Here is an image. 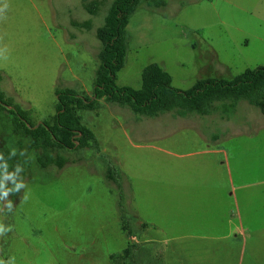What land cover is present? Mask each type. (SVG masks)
<instances>
[{
  "label": "rangeland",
  "instance_id": "374dc122",
  "mask_svg": "<svg viewBox=\"0 0 264 264\" xmlns=\"http://www.w3.org/2000/svg\"><path fill=\"white\" fill-rule=\"evenodd\" d=\"M88 1L99 3L97 15L87 12L83 0H0V7L10 5L0 20V90L34 123L56 115L57 89L92 95L102 49L96 32L115 0ZM142 1L127 26L130 41L125 67L117 75L119 87L140 89L142 71L150 64L168 72L181 91L199 79L232 80L247 69L264 68V0ZM155 1L165 5L157 7ZM246 103L230 121L240 137L214 143L212 135L224 136L219 115L146 117L103 99L99 110L82 113L100 149L62 152L68 159L62 170L39 168L30 138L15 132L12 114L4 113L0 149L19 155L18 163L7 168L0 161V259L14 257L15 264H200L206 190L188 188L194 198L181 197L172 218L164 169H220L222 154L206 152L224 147L230 152L225 169H264V142L249 141L248 131L239 127L246 120L247 129L262 127L264 115ZM9 137L21 142V151L6 142ZM110 168L116 179L121 169H131L129 190L121 179L107 178ZM154 177L161 181L151 189L158 183ZM20 182L25 187L17 195ZM137 207L165 234L155 236L153 225L135 218L129 225L127 218ZM242 208L247 216V199ZM189 251L196 262L189 260ZM210 258L227 264L219 254ZM233 264H264V239H248Z\"/></svg>",
  "mask_w": 264,
  "mask_h": 264
},
{
  "label": "trees",
  "instance_id": "16d2710c",
  "mask_svg": "<svg viewBox=\"0 0 264 264\" xmlns=\"http://www.w3.org/2000/svg\"><path fill=\"white\" fill-rule=\"evenodd\" d=\"M83 1L90 15L98 14L97 1ZM142 3V0H115L104 25L97 30L96 36L102 49L91 96L73 89H57L56 115L41 123H34L26 111L13 106L0 90V124L7 118L4 113L12 114L15 132L30 138V148L36 153L39 168L55 167L62 170L68 163L62 152L100 149L94 132L83 124L82 113L99 110L103 99L130 107L135 114L146 117L174 112L180 118L219 115L222 120H231L241 102H247L264 115L263 67L247 69L232 80L199 79L192 88L181 91L173 87V79L168 72L158 64H150L142 71L140 89L119 87L117 75L125 67L130 41L127 26ZM164 5L163 1H155L157 7ZM9 107L12 109L8 110ZM9 141L22 150L20 141L14 142L11 137L6 140ZM0 153L2 166L7 168L11 163H18L19 154L10 156V150L5 147L0 149ZM20 165L23 166V163ZM114 170L110 168L106 176L111 182L120 183L122 173L116 179ZM128 255L129 252L126 253Z\"/></svg>",
  "mask_w": 264,
  "mask_h": 264
},
{
  "label": "crops",
  "instance_id": "0c3cea01",
  "mask_svg": "<svg viewBox=\"0 0 264 264\" xmlns=\"http://www.w3.org/2000/svg\"><path fill=\"white\" fill-rule=\"evenodd\" d=\"M248 106L250 105L248 104ZM210 118L212 119L214 116H210ZM218 118L221 123L225 122L223 124L225 126L223 129L224 136L220 138L218 134L212 135L214 143H218L221 139L225 142H232L235 138L240 137L241 130L237 131V128H234L236 125L230 122L231 120ZM247 124H249V120L242 122L239 127L248 131L246 133H248L249 141L264 142V126L250 130L247 129ZM220 134L222 135V133ZM262 148L264 149V146ZM206 153L222 154L223 161L217 163L220 169H164L166 171L164 173L169 179L168 206L170 216L173 218L175 209L181 206V197L191 196L194 198L188 188L200 187L206 190L204 193L207 199L204 200V212L201 216V227L206 232L202 236L203 244L201 245L204 259L197 262L200 264H220L219 260H211L210 258V254L216 253L227 264H233L234 255L241 254L242 249L245 251L248 239L252 242L256 239H264V169H225L230 153L225 147L222 150L216 148ZM121 173V186H126L129 190L131 169H121ZM153 180L158 181V183L151 184V189L157 188L156 186H159L158 184L161 181L158 177H154ZM181 187L185 189H181ZM178 192H180V197ZM241 194L247 195V197L241 199ZM126 195V206H129L132 202L129 199L128 192ZM246 199L247 216L242 208V202ZM136 201L138 205L137 197L135 198V204ZM183 202L185 203V200ZM138 207L133 215L127 218L129 225L132 222L131 220L135 218V220H140L139 222L153 225L157 229L155 236L165 234L166 230L162 225L156 223L157 220L155 219L148 218L149 220H146V217L141 215ZM126 210L129 211V207H126ZM188 220L189 218L186 219V222ZM192 254L189 251V260L196 262ZM223 264L225 263L223 262Z\"/></svg>",
  "mask_w": 264,
  "mask_h": 264
},
{
  "label": "clouds",
  "instance_id": "9594fccd",
  "mask_svg": "<svg viewBox=\"0 0 264 264\" xmlns=\"http://www.w3.org/2000/svg\"><path fill=\"white\" fill-rule=\"evenodd\" d=\"M9 7H10L9 3H8L7 5H5L4 7H0V20H4V19H6V13H7ZM9 155H10V156H14V155H16V150L13 149V150L10 152ZM21 155H23V152H21ZM0 156H2V153H0ZM21 170H22V168L20 167V165H17V171H21ZM7 175H8V178H12V176H13V174H7ZM21 187H25V184H24L23 182L17 183V184H16V187H15L14 190H15V191H19V189H20ZM0 188H3V184H2V183H0ZM8 191H12V189L5 190V191L3 192V195H4V196H7ZM26 198H27V197H25V199H26ZM7 207H8L9 210H11V208H12V202H11V201L8 202ZM9 230H11L10 227H9ZM2 231H3V228H2V226H0V232H2ZM0 264H15V258L12 257V258L9 259V261H4V260L0 259Z\"/></svg>",
  "mask_w": 264,
  "mask_h": 264
}]
</instances>
